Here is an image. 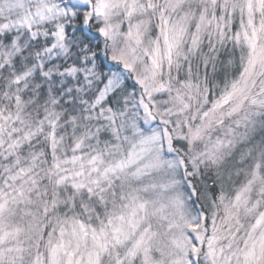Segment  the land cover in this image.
I'll list each match as a JSON object with an SVG mask.
<instances>
[{
  "label": "snow or ice",
  "instance_id": "1",
  "mask_svg": "<svg viewBox=\"0 0 264 264\" xmlns=\"http://www.w3.org/2000/svg\"><path fill=\"white\" fill-rule=\"evenodd\" d=\"M0 264H264V0H0Z\"/></svg>",
  "mask_w": 264,
  "mask_h": 264
}]
</instances>
